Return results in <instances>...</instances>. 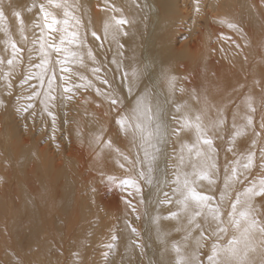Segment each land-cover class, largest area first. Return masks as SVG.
<instances>
[{
  "label": "bare ground",
  "instance_id": "1",
  "mask_svg": "<svg viewBox=\"0 0 264 264\" xmlns=\"http://www.w3.org/2000/svg\"><path fill=\"white\" fill-rule=\"evenodd\" d=\"M66 1L60 2L58 4L59 6L57 5L55 6L56 7L55 9L58 11V13H61V15L63 13L65 14L64 16L69 15L75 17V22L73 21L71 22L69 19H64V18L58 19V15H57L58 13H56L57 17L55 16V14L50 17L52 20L56 19L59 21V23L55 24V26L60 28L62 32L65 33L63 35L66 36L64 39L65 43L63 48L67 49V51H62V55L60 56L61 57L60 63H57L56 61L53 60V58L51 57L50 47H48V45L44 43V39H45L44 31L46 30V28H43V25L45 24V21L43 19L44 15L40 14L39 11L36 12L39 15V16L37 15L38 18L36 19L37 22L36 24H39L42 30V33L40 32L41 39H38L40 35L36 34L39 35L37 37V40L42 41L40 43L44 44V49L47 52V56L45 57V55L41 52V47L37 46L39 47L38 49H40L39 56L41 60L38 67L34 66L35 68L38 69V71H36L37 74L35 73L36 74L35 84L37 88L36 103L38 106L42 108L41 111V108L39 107L42 114L38 115L36 113V109L30 107L27 108L25 111H23V115L30 118V120L32 121H35V119H37L38 120L37 123L41 127V129L43 126H45V129H48L52 136L62 131L60 127L64 129V132L66 133L63 134V141L67 143L68 146L66 147H69L68 160L71 161L76 160L78 163L79 162L81 163V164L79 163L80 165L79 173L81 174L85 173L84 172L85 165H83V162L89 164V167L98 168V169H104V166L107 168L109 166L110 169L112 166H114L116 168L115 169L116 171L118 168L120 169V167L123 166L124 164L123 159H127V162H129L128 168L130 170V171L128 170L127 174H129L128 176H130V178L129 179L126 178L124 180L121 179L122 182L120 183V185L123 186L124 188H127L126 184L123 183V181L125 180L136 181L137 185L140 184L142 186L148 185L149 182H147V178L153 173V172L149 173V160L145 157V145L142 142L140 138L141 134L136 127L138 124H143L145 126L148 125V120L145 118L144 115V106L148 105L152 108V112L149 113V115L154 117L152 122L153 128L155 127V122L156 119L158 118H162V120H164V117L166 116L176 118L177 123L173 126L172 132L175 133L173 142H174V147L176 148L178 154H176L174 158V163L176 166L175 168L177 169V173L175 175L180 176L181 184L178 185L176 183L177 186H176V190L174 191L173 198L172 200H169L167 204L168 208L169 206L171 207L174 205V207H172L173 210L169 214H165V213L162 214L160 212V216L156 217L152 221L153 224L151 223V229L149 231H148L149 228L147 229V233L149 237H157L158 239V242L160 244L159 248L161 251L160 260L158 262L153 261V259L151 260L150 256H148L147 253H143L142 249L139 248L138 245L137 247L136 244L133 243L134 240L133 232L131 228L127 224H125L127 222L123 221L125 223L124 224L121 223L123 225H122V232L120 235V244L119 246H115L116 248L113 250L114 256L111 257L110 264H117L116 254L119 251H123V250L125 251V258L127 257L125 260L126 264L127 262H129V258L134 259L135 257L141 258L144 264H177L178 259L191 261L192 264H210L208 257L211 254V248L213 243H219L222 246L226 245L227 242L232 239L233 235H236L237 233H235V230L232 228L233 233H231L232 232L231 230L230 233H227L226 235H222L219 240H216L214 236L209 235V233L211 232V228L209 229V227H207L206 233L208 234V237L205 236L204 239H201L200 233L202 229L201 228L199 229L195 226H190L189 218H190L191 209L189 210V213H186L184 211L183 205L181 203L183 197L181 195V192L178 191L177 189L182 188V183L185 178V175H187V178L190 182L195 180V184L193 185L195 189L202 194H206L212 197V199L208 202L209 207L216 208L217 207L216 204H219V208L224 213V219L225 221H227V216L228 213H230L231 211V205H232L229 203L230 200H228V202L225 201L226 198L224 200L222 198V195H219L218 200L217 199L215 200L214 197L211 195L212 192L211 194H207L208 186H204L201 182H199L200 180L199 177L193 175L194 172L201 171L202 165L200 161L204 162L202 161L203 155L200 158V160H197L195 151L191 154H189L188 152V147L190 146H195V148L199 149L202 153H203V149L207 148L208 154L206 155V159L205 158L203 159L206 160L207 166L208 165L211 166L212 164L211 162L213 161V159L215 160L214 154H216V152L219 151V148L222 147L221 152L223 155V152L226 150V143L224 142L225 140H223L224 137L222 138V136L220 138L218 137L219 139H217V142L216 143L213 142L211 146L199 143L197 141V133L195 132V129L194 128L189 129L185 127V120H190L193 124H195L197 122L196 117L199 116L200 123L204 126V129L206 130L204 124L205 118L206 119L211 118L212 116L215 115L217 111V108L216 107L214 108V104L218 102L220 103V100L223 99V103L226 106L225 110L223 111V114L224 117H226L229 114V109L232 106V104H234L236 101L241 100V98L244 96V92L246 91L245 88H243L240 93L238 92V94L235 97L231 95L232 91L234 92L233 89L232 91L230 89L226 91V95H225L226 98L223 96L222 91L225 92L226 88L230 87L235 82L241 81V79L243 81L242 84L245 83L247 84L250 81L248 79L245 80L246 78L245 76L244 78H241L242 77L240 76L241 65L237 61L238 54L245 51L244 47L245 46L247 47V40L249 39V37L251 39L254 31V30L252 31V27H250L251 29L242 28V26H244L243 15L247 17V21L250 20L252 21L253 24L256 23V21L258 20V14L255 10V6L258 9L259 7H262V10H264V3L260 2L261 0L260 1L258 0H79V5L78 3H76L77 4L76 5L74 3L75 1L72 0V2L76 5L74 7V5L72 6L69 4L71 1H69L68 3H66ZM8 2L11 1L8 0ZM56 2L59 1L57 0ZM242 2L244 3L248 2V7L247 6H246L247 8L245 7L246 9L240 7V3ZM7 6L8 8H11L9 7L8 4ZM6 7L4 6V8ZM15 14L16 13H14V15ZM262 14L264 13L262 12ZM50 15L51 14H49V16ZM69 16L66 17L70 18ZM17 17L19 18V15ZM121 19L126 20L127 23L123 25L118 24L117 22ZM0 20L2 22V19ZM65 20L68 21L67 24L64 23ZM21 24L22 23H20V27L21 28L24 27L23 25L21 26ZM4 26H1L0 28ZM262 28L263 27L260 28L259 26L258 30L260 31ZM18 30H19L18 32H20V29ZM1 31L2 29H0V32ZM9 32H11V30ZM73 34H75L74 41H73ZM46 35H47V30H46ZM18 37L17 39H19ZM24 40L22 41L23 43ZM37 40L35 42H37ZM2 41H3L2 44L4 45V43L8 41V39H6V41L3 39ZM3 45L1 46L4 47ZM11 47L12 46L9 45V48ZM4 50L7 51L6 48ZM10 50L11 49H9V51ZM3 53L6 54L5 51ZM253 53L254 52H252V54ZM253 55L249 56L248 54L249 57L247 58L246 63L249 64V62L253 59ZM22 58L23 57H21V59ZM45 59H47L48 63L46 64L45 67H40V65L44 62ZM15 60L19 61L18 59ZM17 61H15L16 62L15 64L14 63H12L11 65L6 64L5 66L3 64L2 57H0V76L2 71H6L8 75L15 73L14 68L16 69L18 65ZM29 62L30 64H32L31 63L32 61ZM60 65H62V67H60ZM25 68L27 70V67ZM33 69H34L33 67L32 70L29 69L30 72L33 71ZM15 74H19L18 71ZM10 77L13 78L12 76ZM28 78L29 77L27 76V79ZM31 78L34 79V77ZM4 79L5 81L7 80L5 76ZM19 80L20 78L18 79V81ZM27 81H29V79ZM25 82L26 81H24V83ZM13 87L14 86H12L11 88ZM56 92H58V95L60 96L62 102L54 106L52 105L53 99H50V95L54 97V94ZM0 93L2 94V91H0ZM4 94L2 96H4L3 98H6ZM71 94H75L77 96V101L75 102L76 103L75 106L72 105L75 99L69 97V95ZM86 97L88 98L89 102L85 101ZM113 99H115L117 103L113 104L112 103ZM217 99H219V101H217ZM243 100L245 101V99H242V101ZM157 106L160 107L161 112L156 111ZM70 110L76 111L78 114L82 115L76 118V120L74 121L76 123V127H70L65 122L66 116L69 119H71L69 117L70 115H68V111ZM49 113H51V115ZM234 114H235L234 112L231 113V116L233 117ZM35 115L39 117H35ZM55 118L62 119L63 125H60ZM43 119L45 120L40 123V120ZM235 119H236L235 121H237V118ZM99 120H104V121H99ZM121 121H123V127L121 126ZM241 129L243 128H240V130ZM205 133L209 135L208 130L205 131ZM213 135L215 134L213 133ZM11 136H13V133L7 134V137L2 139L1 144L4 145V150H6L7 156L9 155L7 159L12 158L11 160H13L14 163H16L18 169L19 168L21 169V167H23L25 163H29L30 160H31L30 162H32V160L35 159L36 161L38 159L39 160L45 159V155H46L45 150L39 148L38 152L35 151V149L37 148L36 147L37 144H39V140L32 139L33 141L31 140L27 141L24 139L25 141H21L19 143H11L10 140ZM101 136H103V139H106L108 141V147H110L112 150L111 153H106V154L104 153V143H102L103 139H101ZM99 137L100 139H98ZM160 138L158 140L153 141L155 147L150 149V151L154 152L156 155L155 163L158 160L157 149H159ZM206 138L211 139L208 136H206ZM228 138L229 140H227V142L230 141L232 137H228ZM234 139L235 138L231 140ZM211 140L213 141L214 139ZM78 142L80 144H78ZM119 144L125 147V149L128 151V156L121 154L120 152H118L117 149H112L113 147ZM240 144L243 145V142ZM75 145H78V147L76 148ZM245 147L243 145V147H240V150L242 148L245 150L247 149L248 146ZM256 147L258 148V145ZM213 148H216V150H214ZM43 149H45V147ZM235 149L237 150V147H235ZM100 150L104 153L106 158L102 157L103 153H101ZM237 151L239 152V150ZM0 152L2 155L4 154V151L0 150ZM233 152L230 151V154L233 155ZM256 152L258 154V151ZM235 153L237 152L235 151ZM239 153L242 154L243 152H239ZM1 154L0 156L2 157ZM226 155H228V152L226 153ZM182 157L183 159H181ZM236 157H237L235 158L237 160L236 164L239 165V163H237L239 160L238 159L239 156ZM223 159L225 161V158ZM231 159L232 157L230 158V160ZM3 160H5V158H3ZM231 161L233 162V159ZM61 162L63 164V161ZM8 163L11 165L10 162ZM236 164L234 163V165ZM237 167L238 166H236V168ZM35 168L36 167L34 166L33 169ZM205 170L207 169L205 168ZM211 170H213L214 174H216L215 173L216 171L214 169ZM141 171L145 173V176L143 178H141L139 175ZM230 173L231 172H229L228 174V172L226 171L225 175H223L224 177L223 180L225 178L227 180ZM254 174L261 176L264 175V165L262 166L259 165V168L255 170ZM20 175L22 176V174L19 173L18 176ZM154 175L156 174L154 173ZM240 176L242 175L240 174ZM87 178L83 177V179L85 180ZM15 179L17 178L15 177ZM36 179L34 181H36ZM98 179L100 180V177ZM48 181L49 180L47 179V183ZM16 182H18V180H16ZM100 182H98V184H100ZM175 182H176V178H175ZM256 182H258V180ZM90 183L91 181L89 182V184ZM228 184L230 185L232 183L228 182ZM120 185L111 184V183L104 184L102 191L106 196L103 197L102 203L103 206L106 208V209L104 208L105 211L108 210V213L111 216L118 214V216L119 215L122 216V220L123 219L125 220V218L128 217L126 216L128 213L123 209L125 208L124 206H126L127 198L123 194L124 192L122 191ZM225 185L224 184L222 185L224 187L222 188L223 190L229 189L231 187L230 185V187L227 188V185L226 186ZM247 185L248 184H246V186ZM26 186L28 187L27 184H25V187ZM67 187H68V182H67ZM67 187L64 188L65 192L67 190H70L69 187L68 188ZM93 187L96 188L95 185H93ZM251 187L254 188V186ZM41 188L45 189L46 187L45 188L41 187ZM231 188H233V186ZM98 190L101 191L100 188ZM80 192L81 189L79 188L77 193ZM32 193H33L32 196L36 194L39 195L40 190L38 193L37 191H35V194L34 192ZM226 193L228 194L227 190ZM238 194L240 195L241 192ZM239 195L236 196L238 197ZM256 196L257 198H259L257 193ZM174 197H176L177 201L174 199ZM140 200L138 199L139 202H137L140 204L139 205L136 204L137 206L136 218L138 219L141 218L144 220L145 218V209L143 207L144 202H142L141 204ZM260 200H261V196L259 201ZM33 202L35 203V201ZM263 203H264V199H263ZM256 206H258V202L255 205V209ZM73 207H74V203H73ZM163 209H167V208L165 207ZM253 210L254 207H252L251 212ZM128 211L130 210L128 209ZM205 211L207 212V210ZM258 214H260V212ZM252 216H255V214L254 215L252 214ZM263 217L264 216H262L261 218ZM209 219L210 217L208 215H205L204 217L198 218L197 223L199 224L204 223L203 224L204 225L203 230H204L205 223L206 222L208 223ZM213 225L214 223L212 224V227ZM225 226L231 227V225L228 224H225ZM259 233H260L259 231L254 232L249 238L250 248L255 249V251L248 252V258L250 260L258 261L260 259V256L264 254V244H263L264 240H262V235ZM206 238H209L214 241L209 246L208 249L209 253L205 259ZM176 246H179L181 249L179 256L177 252L174 251ZM200 250H202L204 253L203 258L199 257ZM96 254H98V252H96ZM145 260H147L148 262H146Z\"/></svg>",
  "mask_w": 264,
  "mask_h": 264
},
{
  "label": "rangeland",
  "instance_id": "2",
  "mask_svg": "<svg viewBox=\"0 0 264 264\" xmlns=\"http://www.w3.org/2000/svg\"><path fill=\"white\" fill-rule=\"evenodd\" d=\"M6 1L8 2V0H0V12L3 13V19H2V22L0 20L1 22L0 25L1 24H2L1 26L5 25L4 27L0 28L2 29V31L0 32V42H1L0 46L3 45L2 44L3 39L5 41L6 39H8V41L6 42L4 41L5 42L3 45L4 47L2 46L0 47L1 48L0 57H2V61L5 66L6 64H8L9 60H12L13 63L15 64L16 63L15 61H17L15 59H18L19 60L17 61L18 65L16 69L14 68V71L15 73H17L18 71L19 74L12 73L11 75H8L6 71H2L3 73L1 72V76H0V91H2V94L0 93L1 94L0 95V150L4 151L3 155L1 154V152L0 154L2 155L3 158H5V160H3V158L0 156V252H1L0 253V258H1L0 264H110L111 257L114 256L113 250L116 248L115 246H119L120 244V235L122 232V225L125 222H127L125 224H127L133 232V235H134L133 243L136 244V246L138 245L139 248L142 249L143 253H147L148 256H150L151 260L153 259V261L158 262L161 257V251L159 248L160 244L158 242L157 237H149L147 233V229L149 228L148 231L151 229V223L153 224L152 221L156 217L160 216V212L162 214L164 213L169 214L173 210L172 207H174L173 205L171 207L169 206L168 208L167 204L169 200H172L174 191L176 190V186H177L175 182V178H176L175 174L177 173V169L175 168L176 166L174 163V158L176 154L178 153L176 151V148L174 147V142H173L175 133L172 132L173 126L177 123L176 118H172L170 116L164 117L163 123H164L165 131L159 141V151H158V158H157L158 160L156 163L153 164V168H154V170L152 171L153 176L150 175L147 178V182L149 180V177L150 179L152 178L151 183H148V185H143V186L141 184L140 185L136 184L139 187V189H141L139 190V192L141 193L137 191V187L134 188L126 184L127 188H124L123 186L120 185L122 180L126 178L128 179L130 178V176H128L129 174H127L129 170L128 168L129 162H127V159H123L124 160L123 166L120 167V169L118 168L116 171H115L116 168L114 166H112L110 169H109V166L108 168L104 166V169H98V168L89 167V164H87L86 162H83V165H85L84 174L86 175L79 173V167H80L79 163L80 162L78 163L76 160L74 161L68 160L69 159V155H68L69 147H66L68 145L67 143L63 141V134L66 133L64 132V129L60 127L62 131H60L58 134L56 133L57 135L54 134V136H52L49 130L45 129V126H43L41 129V127L37 123L38 121L37 119H35V121H32L30 120V118L23 115V111H25L27 108H30V107L35 108L36 113L38 115L42 114L41 112L42 108L38 106L36 103L37 88L35 84L36 82L35 77L37 74L36 71H38V69L35 68L34 66L38 67V65L40 64V60H41L39 56L40 49L38 48L41 47V44H42L40 43L42 42L41 40L40 41L37 40V37L42 33V30H41V26L39 24H36L37 23L36 19L39 16L38 13L36 12L39 11V13L42 15H45V12L48 14H51L50 16H48L49 22L52 21L50 17L54 14L56 17L58 15V19H63V18L69 19L71 22L72 21L75 22V17L66 15L67 17L68 16L70 17V18H67L66 16H64L65 14L62 13L61 15V13H58V11L55 9L56 5L66 0H58L59 2H56L57 0L55 1L53 0L54 2L52 0H10L11 2H8V3ZM69 1H71L69 4L72 6L74 5V7L77 5L76 3H78L79 5V0L77 1L74 0L75 1L74 3L76 5L72 2V0H67L66 3H68ZM260 2L264 3V0H261ZM242 3H240V7L243 9H246L248 7V2H245V3L242 2ZM7 4L11 8H8ZM13 5H14V8H13ZM4 6L5 7L7 6V7L4 8ZM41 6H43L44 11H41ZM7 9H10V10H7ZM50 10H53V11L55 10V11L53 12ZM255 10L258 14V20L254 24L250 20L247 21V17L243 15L244 26H242V28L246 29V28L252 27V31L253 30L254 31H253V36L251 37V39L249 37V39L247 40V47L246 46L244 47L245 51H243L242 53H239L237 56V61L241 65L240 66V72H241L240 76H242L241 78H244L245 76L246 77L245 80L248 79L250 81L247 84L246 83L242 84L243 81L241 79V81L235 82L230 87L226 88L225 92L222 91L223 96L225 97L226 91H228L229 89L232 91L233 89L234 92L232 91L231 95L235 97L238 94V92L239 93L241 92L243 88L246 89V91L244 92V96L241 98V100L236 101L234 104H232L231 106L232 108L230 107L229 114L227 115L228 117L227 116L224 117L223 111L225 110L226 106L223 103V99H221L220 103L219 102L216 103L217 105L214 104V108L215 107L217 108L215 115L209 118L210 120L205 118V122H204L205 128H206L205 131L208 130V133H209L208 135L206 134L207 133L206 132L205 133L206 136L210 137L211 139H214L213 142L215 143L217 142V139H219L221 136L222 138L224 137L223 140H225L224 142L226 143V150L223 152V155H222V152H221L222 147L219 148V151L216 152V154H214L215 160L213 159V161L211 162L212 163L211 165L213 164L216 165L214 168H211L216 171L215 172L216 174H214L213 170H211L212 178L214 179L215 182L212 184H209L205 180H199V182H201L204 186H208L207 194H211L212 192L211 195L214 197L215 200L216 199L218 200L219 195H222V198L224 200L226 198L225 201L228 202V200H230L229 201L230 204H232L235 201L237 197L236 195H239L238 193L241 192V194L239 195L241 196L243 192L246 191L247 186H248V189L249 187L254 186V188L253 187L251 188L255 190L258 189V190L253 192L254 194L252 193L249 196L250 200H251V197L253 196L251 200V202H254L252 203V206L254 207L252 214L253 215L255 214V216L253 217L257 216L256 218H258L257 220L259 223L262 222L261 224H264V221H263L264 217L261 218L262 216H264L262 215L264 214V211H263L264 210V203H263L264 196H261L258 193L259 188H260V180L264 178V175L261 176V175L254 174L255 170L259 168V165L260 166L264 165V150H263L264 149V136H263L264 135V77H263L264 76V14H262V12L264 13V10H262V7H259L258 9L256 6H255ZM14 13L18 14L20 19L17 17L18 15L16 14L14 15ZM56 13L58 14L56 15ZM19 20H20V23H22L21 26L23 25L24 27L22 28L20 27ZM10 26L12 29L10 28ZM259 26L260 28L263 27L261 29L262 31L258 30ZM54 27H56L57 29V31H54V33L52 32L50 33L46 29L47 30V35H46V30L44 31V35H45L44 43L47 45H55L56 47H63L64 44L61 45L60 42H61V39H65L66 36L63 35L65 33H63L62 30L58 28L57 26L54 25ZM18 29H20V32H18L19 31ZM10 30L11 32H9ZM257 32H260V33H257ZM13 34H14V37H13ZM36 34H39V35H36ZM17 37L19 39H17ZM23 38L24 39L26 38V39L24 40ZM22 39L24 40V43L22 42L23 41ZM38 39H41V35L38 37ZM47 39H48V42L49 41L51 42V44L50 42L49 43L47 42ZM36 40L37 42H35ZM11 41H12V44L15 43L16 48H18V50L20 48V50L17 51L15 54H13L14 53L13 48L12 47L9 48V45L12 46ZM3 48L4 49L6 48L7 51L4 50ZM9 49L11 50L9 51ZM50 49H51V57L53 58V60L56 61L57 63H60V60H61L60 56L62 55V52H56L52 47H50ZM2 51L3 52L5 51L6 54L8 53L7 54L8 56L4 54ZM258 51L260 55L258 54ZM247 52L249 56L256 54L255 56L253 55V59L249 62V64L246 63L247 58L249 57ZM252 52L254 53L252 54ZM38 56H39V59H38ZM21 57L23 58L21 59ZM24 58L26 61L24 60ZM26 58H28L29 60ZM29 61H32L31 63L33 65L30 64ZM25 67H27V70ZM32 67L35 69V71L33 69V71L30 72V70H32ZM60 67H62V65H60ZM26 72H28L29 74ZM4 76L5 78H7L6 81L4 79ZM10 76L12 77L14 76V77L11 78ZM27 76L29 77L28 78L29 81H27L28 80ZM31 77H34V79ZM19 78L20 80L18 81ZM24 81L26 82L24 83ZM12 86L14 87L11 88ZM7 89L8 90L10 89L9 93ZM3 92L6 94H4ZM56 93L54 94L55 98L52 101V105L54 106L62 102V100L60 99V96L58 95V92ZM3 94L6 96V98H3L4 97L2 96ZM69 97L72 99H75L72 104L75 106L76 104L75 102L77 101V96L75 94H71L69 95ZM242 99H245V101L244 100L242 101ZM85 101L89 102L87 97ZM217 101H219V99H217ZM39 107L41 108V111ZM233 112L235 114L232 117L231 113ZM68 115H70L69 117L71 119H69L66 116L65 122L70 127H76V123L74 121L76 120V118L82 115L72 110L68 111ZM35 117H39V116L35 115ZM213 117L215 120L213 119ZM235 118H237L238 123L237 121H235L236 120ZM44 120L45 119L40 120V123ZM56 120L60 125H63L62 119L59 118ZM99 121H104V120H99ZM218 121L220 122V124ZM249 121H251V123H249ZM233 124L234 125L236 124V125L234 126ZM257 125L261 127H258ZM240 128H243V129L240 130ZM10 133H13V136L10 137L11 143H19L25 140L33 141L34 139L39 140L40 145L37 144L36 146L37 148L35 149V151L38 152L39 148L42 150H45V154H46L45 159L43 160L38 159L37 161L35 159V160H32V162H30L31 161L30 160L29 163H25L23 167H21V169L20 168L18 169L16 166V163H14V161L11 160L12 158L7 159L9 155L7 156V152L6 150H4V145L1 144L2 139L6 138L7 134H10ZM213 133L215 135H213ZM228 137H232L231 139L233 138L235 139L234 140L230 139V141L227 142V140H229ZM98 139H100V137ZM101 139H103V136H101ZM106 141H107L106 139H103L102 141V143H104V153L105 154L111 153L112 151L111 148L108 147V141L107 142ZM242 142H243L244 147L248 146L247 149L244 150L242 148L243 150L242 149L240 150V147H243V145L240 144ZM78 144L80 143L78 142ZM257 145H258V148L256 147ZM44 147L45 149H43ZM75 147L77 148L78 145H75ZM215 147H216V144H215ZM235 147H237V150H239V152H243V153L242 154L239 153L235 149ZM112 149H117L118 152H120L121 154L128 156V151L121 144L113 147ZM213 149L216 150V148H213ZM232 149L234 152L232 151ZM230 151L233 152V155L234 154L235 155L233 156L232 154H230ZM235 151L238 154L235 153ZM256 151H258V154ZM227 152H228V155H226ZM254 152H255L254 166L251 167L250 169L245 170L243 165L247 162V156ZM101 153L103 152L101 151ZM104 153L103 155L102 154L101 155L102 157L106 158ZM259 153L261 154V156L263 155L262 156L263 159ZM207 154H208V149L204 148L203 157H202V161L204 162L200 161L202 165V166L200 165L201 169L202 168L208 169V166H210V165L207 166V162L205 160ZM240 154L242 155V157ZM236 156H239L238 158L239 160L237 162L239 163V165L236 164V161H237L235 159L237 158ZM231 157L233 159V162L236 165H234V163L231 161L232 159L230 160ZM223 158H225L226 162L224 161ZM61 161H63V164ZM8 162H10L11 165ZM53 165L54 167L56 166L55 170H54ZM34 166L36 167L35 169H33ZM50 166L52 167V169ZM155 166L157 167V169ZM236 166H238L237 168L242 169V170L240 169V174L242 176H240L239 180H234L235 181L234 183L233 179L231 178V173H230L229 177L227 176L228 177L227 180L225 178L224 179L225 181H224L223 175H225V172L227 171L229 174V172H231V169L236 168ZM28 168L29 169L31 168V169L29 170ZM62 169H63V172H62ZM22 172H25V173H22ZM19 173L22 174V176L21 175L18 176ZM154 173L156 175H154ZM40 175H43V176H40ZM101 175L102 176L104 175V176L102 177ZM52 176H53V179H52ZM15 177L17 179H15ZM83 177L84 178L88 177L87 178L88 180L86 179L87 180L86 181L85 179H83ZM99 177H100V180L98 179ZM89 178L91 181L90 184H89L90 182ZM35 179L36 181H34ZM47 179L49 180L48 183H47ZM16 180H18V182H16ZM257 180L258 182H256ZM67 182H68V187L70 190H67L65 192L64 188L67 187ZM98 182H100L101 185L98 184ZM228 182L232 183L230 185L231 187L233 186V188L230 187ZM106 183L119 184L121 186L122 191L124 192L122 193L127 198V201H126L127 208L126 206H124L125 208L123 209L124 211H127L128 213L127 215L125 214L126 216H128L125 218V220L124 219L122 220V216L120 215L118 216V214L111 216L108 213V210L105 211L106 208L103 206L102 200H103V197L106 195L103 193L102 189L104 187V184ZM222 183L224 185L226 184L227 188L230 187L229 189H226L228 191V194L226 193L225 189H224L225 191L222 189L224 188L222 186L223 185ZM25 184H27L28 187L27 186L25 187ZM246 184L248 185L246 186ZM93 185H95L96 188H94ZM41 187L43 188L46 187V188L42 189ZM79 188L81 189V192L77 193ZM99 188L101 189V191L98 190ZM39 190H40L39 195L36 194L37 196L36 195H34L35 197L32 196L33 194L32 192H34L35 194V191H37L38 193ZM98 191H100L101 193ZM165 193L167 194V196H165ZM256 193L259 198H257ZM76 195H79L80 197ZM260 196H261V200L259 201ZM138 199L139 200L141 199L140 200L141 204L142 202H144L143 204V207L145 209L144 220L141 218L140 219L136 218V210H137L136 204L138 205L140 204V203H137L139 202ZM174 199L177 201L176 197H174ZM33 201H35V203ZM257 202H258V206H256V209H255V205L257 204ZM73 203H74V207H73ZM216 205L219 206V204H216ZM165 207L167 209H163ZM128 209L130 211H128ZM258 211L260 212V214H258L259 213ZM200 224L203 226L202 227V230H203L204 223L203 224L200 223ZM207 227H209V224L206 222L205 229H207ZM213 227H215V224L213 225ZM228 228H229L228 233H230L231 230H232L231 233H233L232 226ZM133 229H135V231H133ZM261 235H262V240H264L263 238L264 234H261ZM205 236L208 237V234L206 232H205ZM213 241L214 240H211L209 238L205 239V259L209 253L208 252L209 246L211 245ZM96 252H98V254H96ZM199 254H200L199 257L203 258L204 253L202 250L199 251ZM116 258H117L116 259L117 264H123L127 258V257L125 258V251L124 250L119 251L116 254ZM145 261L148 262L147 260ZM124 264H126V262ZM127 264H144V262L142 261L141 258L135 257L134 259L129 258V262H127Z\"/></svg>",
  "mask_w": 264,
  "mask_h": 264
},
{
  "label": "snow or ice",
  "instance_id": "3",
  "mask_svg": "<svg viewBox=\"0 0 264 264\" xmlns=\"http://www.w3.org/2000/svg\"><path fill=\"white\" fill-rule=\"evenodd\" d=\"M59 6V5H57ZM199 10V9H197ZM41 11H44L43 6H41ZM49 14L45 12L44 20L45 24L43 28H46L49 32L57 31L54 27L55 24H58L59 21L53 19L51 22H48ZM0 19H3V13L0 12ZM65 24L68 23L67 20L64 21ZM118 24H126V20H119ZM75 40V34H73V41ZM71 42V41H70ZM61 45L65 43L64 39H61ZM52 47L56 52L67 51V49L63 47H56L55 45H48ZM14 54L19 51L16 48L15 43L12 44ZM41 52L47 56V52L44 49V44H41ZM13 63L12 60L8 61V64L11 65ZM48 63L47 59L40 65V67H45ZM67 90V89H66ZM50 99H54L50 95ZM113 104L117 103L115 99L112 101ZM142 103V101H141ZM157 112H161L159 106L156 109ZM152 112V108L148 105L144 106V115L145 118L148 120V125L145 126L143 124H138L136 127L141 134V140L145 145V157L149 160V173H151L153 169V164L156 160V155L154 152H151L150 149L155 147L153 144L154 140H158L164 133L165 127L162 118L156 119L155 127L153 128V119L154 117L149 115ZM51 115V113H49ZM54 118V117H53ZM196 123L193 124L190 120H185V127L195 129L197 133V141L204 145L211 146L213 141L211 139L206 138L204 126L200 123V117H196ZM251 123V121H249ZM121 126L123 127V121H121ZM238 135V134H237ZM159 151V149H157ZM195 151V155L197 160H200L203 153L196 149L195 146L188 147L189 154ZM183 159V157L181 158ZM255 163V154L251 153L247 156V162L243 165L245 169H250L254 166ZM195 167V166H194ZM215 165L208 166V169L205 170L204 168L201 169L199 172H194V176H198L200 180H206L209 184L214 183V179L212 178L211 168H214ZM140 177L143 178L145 173L143 171L140 172ZM231 178L233 180H239L240 178V169L233 168L231 169ZM151 183V179L148 180ZM123 183L131 186L137 187V191L140 189L136 185V182L133 180H125ZM176 183L178 185L181 184L180 176H176ZM195 180L189 181L187 175L182 183V188H178L177 190L181 192L183 197L181 203L183 205L184 211L186 213L190 212L189 224L190 226H195L197 228L202 229V225L197 223L198 218L208 215L210 217L208 223L209 227L211 228V232L209 235L214 236L216 240H219L222 235H226L229 231V228L225 226V224L231 225L232 228L235 230L236 235H233L232 239L227 242L226 245H221L219 243H213L211 248V254L208 257L210 264H264V254L260 256L258 261L250 260L248 258L249 251H255L254 248H250L249 246V238L251 235L259 231L261 234H264V224H260L257 218L252 216V203L249 198L250 194H252L255 190L251 187L247 190V192L243 193L241 196H238L236 200L231 205V211L228 213L227 221L224 219V213L221 211L219 206L216 208H210L208 202L212 199V197L202 194L198 192L195 187ZM259 194L264 196V178L260 180V188ZM165 196L167 194L165 193ZM207 210V212L205 211ZM215 224V227H212V224ZM135 231V229H133ZM207 229L201 231V239L205 238V232ZM174 251L177 252L178 256L181 252L179 246H176ZM177 264H192L191 261H186L183 259H178Z\"/></svg>",
  "mask_w": 264,
  "mask_h": 264
}]
</instances>
